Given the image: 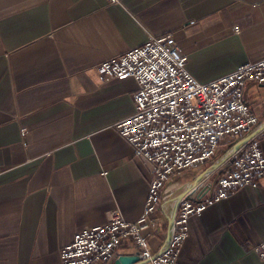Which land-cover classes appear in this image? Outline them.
<instances>
[{"label":"crops","instance_id":"obj_1","mask_svg":"<svg viewBox=\"0 0 264 264\" xmlns=\"http://www.w3.org/2000/svg\"><path fill=\"white\" fill-rule=\"evenodd\" d=\"M165 34L193 75L210 81L264 57V0H0V264H62L60 250L76 231L116 212L141 215L152 164L114 126L135 111L138 83L104 77L100 64ZM244 91L259 122L223 143L224 155L248 136L264 152V83L248 81ZM222 156L166 182L153 251L169 243L179 196H198L205 185V195L215 191L230 157L208 169ZM263 240L264 176L193 214L180 259L264 264L256 250ZM138 251L128 238L116 258Z\"/></svg>","mask_w":264,"mask_h":264},{"label":"built area","instance_id":"obj_2","mask_svg":"<svg viewBox=\"0 0 264 264\" xmlns=\"http://www.w3.org/2000/svg\"><path fill=\"white\" fill-rule=\"evenodd\" d=\"M100 69L104 77H132L138 83L135 111L114 126L131 144L134 156L152 164V177L143 212L136 220L116 212L105 223L76 231L73 241L60 250L62 264H114L117 248L128 238L137 244L147 264H189L180 259V253L189 235L190 217L264 176L260 141L250 139L230 156L213 193L180 201L170 241L165 249L155 252L149 235L160 227L157 212L168 196L166 182L181 170L208 163L223 143L249 134L258 124L244 88L248 81L264 83V57L246 61L210 81H200L188 69L176 38L165 34L151 36L103 61ZM256 250L264 258V240Z\"/></svg>","mask_w":264,"mask_h":264},{"label":"water","instance_id":"obj_3","mask_svg":"<svg viewBox=\"0 0 264 264\" xmlns=\"http://www.w3.org/2000/svg\"><path fill=\"white\" fill-rule=\"evenodd\" d=\"M251 137L248 136V137H245L241 140H239L232 148V150L228 153H226L225 155L222 156V158L216 162L210 169H208V171H213L215 169H217L221 164H223L230 156L231 154L236 151L239 146L243 143H245L247 140H249ZM207 190H209L207 188ZM206 189H203L197 197H203L205 194H206ZM182 198V196H179L177 201H176V208L178 207L179 205V201L180 199ZM174 221V219L172 218V222ZM170 241V240H169ZM141 255H140V252H136L135 254H122V255H119L114 264H135V263H138L140 260H141Z\"/></svg>","mask_w":264,"mask_h":264},{"label":"rangeland","instance_id":"obj_4","mask_svg":"<svg viewBox=\"0 0 264 264\" xmlns=\"http://www.w3.org/2000/svg\"><path fill=\"white\" fill-rule=\"evenodd\" d=\"M220 152H221V151H220ZM220 152H219V153L216 155V156H217V158H218V157H220V156H222V155H224V153H223V152H221V153H220Z\"/></svg>","mask_w":264,"mask_h":264}]
</instances>
